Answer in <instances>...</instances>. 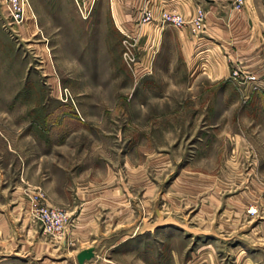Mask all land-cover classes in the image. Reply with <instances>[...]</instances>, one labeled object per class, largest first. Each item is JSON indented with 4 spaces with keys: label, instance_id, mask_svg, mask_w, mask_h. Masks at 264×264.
<instances>
[{
    "label": "rangeland",
    "instance_id": "obj_1",
    "mask_svg": "<svg viewBox=\"0 0 264 264\" xmlns=\"http://www.w3.org/2000/svg\"><path fill=\"white\" fill-rule=\"evenodd\" d=\"M147 2L27 0L19 25L0 7L1 264L63 259L61 244L75 242L68 213H102L96 240L176 264L263 251L264 0L233 11L255 18L256 66L227 61L259 73L256 91L231 67L226 79L200 76L208 53L152 12L143 22ZM40 205L65 213L59 240L32 221Z\"/></svg>",
    "mask_w": 264,
    "mask_h": 264
},
{
    "label": "crops",
    "instance_id": "obj_2",
    "mask_svg": "<svg viewBox=\"0 0 264 264\" xmlns=\"http://www.w3.org/2000/svg\"><path fill=\"white\" fill-rule=\"evenodd\" d=\"M152 1V2H151ZM149 0L148 9L153 13L157 22V13L160 9L178 13L184 19V24L178 32L185 34L187 38L194 39L195 50L203 55L208 53L207 60L202 61V67L205 73H199L200 76H206L211 81H218L228 77L229 67L227 61L234 62L237 67L254 68L259 56L257 53V31L256 21L252 13L242 9L235 13L231 10V0ZM136 4H141L142 0H135ZM146 5V4H145ZM144 6V4H143ZM146 7V8H147ZM196 7L204 11V31L199 39L191 36V20L194 16ZM264 42V41H263ZM192 43V45H193ZM260 44V43H259ZM215 47V48H212ZM212 51V54L210 52ZM204 57V55H203ZM203 59V58H202ZM197 62V61H196ZM231 64V63H230ZM264 68V67H263ZM253 70V69H252ZM251 72L257 79L259 73L255 70ZM264 74V69L263 72ZM199 75L197 77H199ZM196 77V76H195ZM196 77V78H197ZM259 80V79H258ZM259 89L261 81L258 82ZM264 85V82H263ZM264 137V133L262 135ZM76 215L72 220L70 235L74 242V247L67 250V245L61 244V249L65 256L60 261H52V256H46L39 264H77L75 256L82 250L92 249L93 258L83 264H176L177 260L173 253L160 252L156 256L145 254L143 247L138 243H128L124 241L108 242L106 240H96L92 235L100 233L95 230V220L102 213H68ZM74 217V216H73ZM116 228L108 230L113 233ZM104 229V233L108 232ZM28 240L31 243V231H28ZM132 240V238H130ZM238 250L233 253V260H238V264H257V255L264 256V248L258 253L254 245H240ZM67 250V252L65 251ZM235 250V249H234ZM32 251V250H31ZM57 252L58 249L53 250ZM261 251V249H259ZM26 253V251H24ZM262 253V254H261ZM30 253H26V255ZM264 260V259H263ZM19 264H28L21 261ZM1 264V263H0ZM182 264H213L211 260H205L199 256H187ZM264 264V263H263Z\"/></svg>",
    "mask_w": 264,
    "mask_h": 264
},
{
    "label": "built area",
    "instance_id": "obj_3",
    "mask_svg": "<svg viewBox=\"0 0 264 264\" xmlns=\"http://www.w3.org/2000/svg\"><path fill=\"white\" fill-rule=\"evenodd\" d=\"M244 1L245 0H231V10L237 11L240 9L243 6ZM144 6L146 5L144 4ZM0 7L4 11L10 25H19L23 23L28 3L27 0H0ZM204 16V11L200 7H196L194 16L191 20V34L193 37L203 33ZM141 20L143 22L149 20L153 21L149 9L147 10L145 7L143 8ZM157 23H160V25L167 24L173 29H180L184 24V19L178 13L160 9L157 13ZM229 78L232 81H237L239 84L244 85L245 89H248L249 91H256L257 89L256 77L237 67H231ZM31 218L32 221L42 230V233L48 234L53 241L59 240L62 237L63 229L67 220L65 213L62 211L40 205L34 210V213H31Z\"/></svg>",
    "mask_w": 264,
    "mask_h": 264
},
{
    "label": "water",
    "instance_id": "obj_4",
    "mask_svg": "<svg viewBox=\"0 0 264 264\" xmlns=\"http://www.w3.org/2000/svg\"><path fill=\"white\" fill-rule=\"evenodd\" d=\"M201 1L209 2V0H201ZM92 258H93L92 249L82 250L75 256V260L77 264H83L84 262H87Z\"/></svg>",
    "mask_w": 264,
    "mask_h": 264
},
{
    "label": "bare ground",
    "instance_id": "obj_5",
    "mask_svg": "<svg viewBox=\"0 0 264 264\" xmlns=\"http://www.w3.org/2000/svg\"><path fill=\"white\" fill-rule=\"evenodd\" d=\"M27 8H28V7H27ZM27 8H26V9H27Z\"/></svg>",
    "mask_w": 264,
    "mask_h": 264
}]
</instances>
